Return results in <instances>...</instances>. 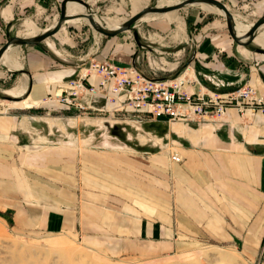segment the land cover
I'll use <instances>...</instances> for the list:
<instances>
[{"label":"crops","instance_id":"obj_1","mask_svg":"<svg viewBox=\"0 0 264 264\" xmlns=\"http://www.w3.org/2000/svg\"><path fill=\"white\" fill-rule=\"evenodd\" d=\"M222 1L230 10L234 3H252L259 11L264 6V0ZM55 2L61 0H0V45L11 35L10 26L15 20L30 17L34 11ZM216 10L203 5L191 9L187 16L190 20L166 32L171 39L156 47L164 64L158 74L152 73L145 63L136 61L137 49L131 41L117 42L114 39L122 31L101 37L98 51L92 55L93 36L68 39L66 32H57L60 28L39 43H28L20 57L22 65L19 68L0 69L3 80L13 78L16 82L26 77L24 91L16 96H22L19 100L26 98L24 100L34 103L20 106L17 100L16 110L0 114V185H5L4 188L13 186L2 178L10 175L14 166L15 148L43 142L48 134L42 130L53 131L55 117L51 113L55 107L61 113L59 118L68 112L76 113L48 96L63 93L69 87L68 80L74 76L77 63L91 56L123 66L134 64L144 75L168 79L182 74L187 67L191 80H185L182 85L191 93L215 91L223 94L243 84L252 85L258 93H264V46L255 41L258 47L237 43L227 29L223 14ZM208 11L212 12L211 17L207 15ZM232 13L236 17V13ZM171 40L179 42L174 50L165 47ZM60 44H67L65 47L72 53H62ZM141 52L146 54L143 50ZM82 53L84 56H79ZM88 80L97 84L99 76L90 75ZM124 96V93L119 94L120 99ZM104 102L107 107L115 104L105 100L100 93L95 104ZM155 121L162 127L159 135L177 145L176 152L181 160L175 161L160 153L145 161L132 159L135 164L141 162L142 167L137 169L147 174L146 181L145 177L142 178L144 187L149 185L151 162L158 164V202L152 203L149 196L152 191L143 188L136 197L129 198L128 214L110 213L111 218L114 217L110 226L119 228L120 218H132L122 225L125 227L122 231L141 243L152 237H164L163 241H167L165 237H200V230L197 228L198 234L194 231L196 225H203L207 237H236L251 256L260 259L259 264H264V114L250 107L241 114L235 107H229L226 115L218 121L209 116L177 120L161 117ZM22 155L21 151L19 157ZM40 155L38 148H32L25 156L36 161ZM112 159L119 161L118 157ZM67 167L69 173L65 176L70 177V166ZM95 168L101 170L97 161ZM85 174L86 168L80 177ZM21 179L17 183L19 186L25 184ZM31 187H34L32 183ZM22 208L35 211L32 207ZM66 217L58 209L49 208L43 225L51 231L60 229L66 223ZM95 224L97 228L99 222Z\"/></svg>","mask_w":264,"mask_h":264},{"label":"rangeland","instance_id":"obj_2","mask_svg":"<svg viewBox=\"0 0 264 264\" xmlns=\"http://www.w3.org/2000/svg\"><path fill=\"white\" fill-rule=\"evenodd\" d=\"M145 1L146 4L158 2ZM89 3L103 21L106 18L124 20L134 12L132 0H91ZM201 5L193 3L180 7L183 23L190 20V16L187 19L188 11ZM252 5L234 3L230 8L236 13V20L251 23L264 12V6L259 11ZM59 6L60 3H51L45 9L34 11L30 17L15 20L9 32L24 36L23 23L27 19L33 20L43 30L58 18ZM206 13L210 17L213 15L210 11ZM175 27L177 23L167 19L136 20L131 29L122 31L114 39L117 42L131 41L137 49L136 61L145 63L152 73L158 74L164 64L156 47L171 39L168 33L167 36L165 34ZM61 30L66 32L68 39L93 36L90 55L98 51L99 39L104 36L83 19L65 23ZM135 30L140 45L134 38ZM178 43L171 40L165 47L174 50ZM66 45H59L62 53L70 52ZM249 45L258 47L254 41ZM26 47L27 44H19L20 55ZM142 50L146 54L143 55ZM3 68L8 67L0 63V69ZM18 80L0 77V114L17 109L14 106L22 96L6 91L12 89ZM24 99L18 101L20 106H25ZM56 108L51 113L55 117L53 131L42 130L48 138L38 144L33 143L31 147L17 146L10 175H3L2 181L13 186L4 188L5 185H0V264H255V258L236 237H207L203 225H196L194 231L197 233L198 228L200 237H165L167 241H163L164 237H152L141 243L122 231L132 218H120L119 228H112L111 219L114 217L111 218L110 213L128 214L129 198L136 197L139 190L152 191H148L152 203L158 202V164L151 162L149 185L144 187L142 178L145 177L146 181L147 174L137 169L142 167L141 162L135 164L132 159L145 161L159 153L170 156V153L178 151L177 145L159 135L162 127L155 124L156 119L139 124L114 121L108 113L78 115L73 112L59 118L61 113ZM32 148H38L41 153L36 161L25 156L31 153ZM21 151L23 155L19 157ZM117 157L118 162L112 159ZM95 161L101 165V170H96ZM67 166H70V177L65 176L69 173ZM85 168V176L80 177ZM20 179L24 185L17 184ZM22 207H32L35 211L23 210ZM49 208H56L67 215L62 228L51 231L43 225ZM151 212L153 214V210ZM95 221L99 222L97 228ZM210 247L216 253L209 252ZM218 251L223 253L220 255ZM224 253L229 257H223Z\"/></svg>","mask_w":264,"mask_h":264},{"label":"built area","instance_id":"obj_3","mask_svg":"<svg viewBox=\"0 0 264 264\" xmlns=\"http://www.w3.org/2000/svg\"><path fill=\"white\" fill-rule=\"evenodd\" d=\"M76 67L74 76L68 80L69 87L63 93L49 95L48 98L66 104L78 115L108 113L114 121L141 124L161 117L177 120L209 116L218 121L226 115L229 107H235L241 114L246 107L264 114V93H258L252 85L243 84L223 94L185 90L183 82L191 80L187 67L182 74L170 79L144 75L134 64L123 66L94 57L79 61ZM90 75L99 76L97 84L88 80ZM100 93L105 100L115 104L112 107H107L105 102L95 104ZM120 93H124V99L119 98ZM170 157L175 161L181 160L176 151L170 153ZM259 263L260 259H255V264Z\"/></svg>","mask_w":264,"mask_h":264},{"label":"water","instance_id":"obj_4","mask_svg":"<svg viewBox=\"0 0 264 264\" xmlns=\"http://www.w3.org/2000/svg\"><path fill=\"white\" fill-rule=\"evenodd\" d=\"M68 1H74L79 3L84 7V11L68 13L67 12ZM191 3H206L218 8L226 20L227 29L230 35L232 36V38L237 43L243 45H249L250 42L254 40L258 28L261 26V24L264 23V13H263L259 17H257L253 22H251L250 26L244 33H238L236 30L235 16L222 0H178L175 3H170L166 5H159L157 1L153 4H146L143 7L139 8L137 11L132 12L131 15L126 17L118 26L110 27L102 23L98 19H96L95 17L96 13L94 12L92 6L87 0H61L59 6L60 8L59 16L51 25L47 26L42 31L35 33L34 35L22 36L17 33L9 35L5 40V42L2 45H0V59L3 53L5 52V50L11 45L39 43L47 36L56 32L67 18L86 17L88 23L92 26V28L96 32L104 35H114L121 31L131 29L134 25V22L138 20V18L146 12H158V11L161 12V11L171 10L174 8L183 7ZM133 33L135 40L139 43L137 31L135 30Z\"/></svg>","mask_w":264,"mask_h":264},{"label":"bare ground","instance_id":"obj_5","mask_svg":"<svg viewBox=\"0 0 264 264\" xmlns=\"http://www.w3.org/2000/svg\"><path fill=\"white\" fill-rule=\"evenodd\" d=\"M132 1H133V6H134V12L137 11L139 8L143 7L144 5H146L145 0H132ZM177 1L178 0H158L157 3L159 5H166V4H170V3H175ZM191 4H193V3H191ZM201 4L203 6L212 7L214 9H217L216 11H219L221 13V11L213 5L206 4V3H201ZM187 5H189V4H187ZM80 11H84V7L82 5H80L79 3L74 2V1H68L67 2V12L68 13H75V12H80ZM95 17H96V19H98L99 21H101L102 23H104L110 27H116L123 21V20H115L112 18H106L103 21L96 14H95ZM183 18L184 17H183V15H181L179 8H174L171 10H166V11H161V12L160 11H158V12H146L138 18V21L139 20L149 21V20L167 19L170 22L174 21L175 23H177V25H180L181 23H183ZM81 19L88 21L86 19V17L67 18L57 32H59L61 30V28L63 27V25L65 23H75ZM23 26L25 28V35L24 36L34 35L35 33L42 31V29H40L37 26V24L33 20H30V19L25 20L23 23ZM249 26L250 25H246L245 23L241 22L240 20H236V30L238 33H244L248 29ZM263 27H264V23L261 24V26L258 28V31L254 37V40H253L262 46H264V30H261V28H263ZM45 39H47V38H45ZM20 52L21 51H20L19 45L9 46L5 50V52L3 53V55L0 59V63H3L4 65H6L10 69L19 68L22 65L21 58H20L21 57ZM25 78L26 77L19 78L16 85L12 89L7 90L6 92L8 94H14V96L20 95L24 91L25 86H26V79ZM28 104H34V103L32 100H26L24 105H28ZM212 248H214V247H212ZM208 251L212 252V253H216L215 252L216 250L215 251L212 250L211 247L208 249ZM218 252L220 253V255L223 253L221 251H218ZM222 256L223 257H229V255L227 253H224Z\"/></svg>","mask_w":264,"mask_h":264}]
</instances>
